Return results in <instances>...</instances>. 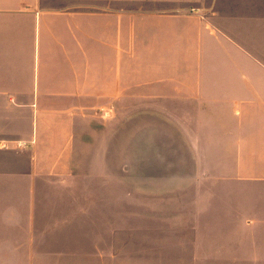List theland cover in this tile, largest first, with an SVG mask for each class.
<instances>
[{"label":"crops","instance_id":"crops-1","mask_svg":"<svg viewBox=\"0 0 264 264\" xmlns=\"http://www.w3.org/2000/svg\"><path fill=\"white\" fill-rule=\"evenodd\" d=\"M119 121L193 186L174 264H264V0H0V264H154L57 256Z\"/></svg>","mask_w":264,"mask_h":264},{"label":"rangeland","instance_id":"rangeland-1","mask_svg":"<svg viewBox=\"0 0 264 264\" xmlns=\"http://www.w3.org/2000/svg\"><path fill=\"white\" fill-rule=\"evenodd\" d=\"M136 135L128 139L127 124L119 121L113 138L115 153L84 157L85 170L77 171L73 179L85 182L86 188L82 193L76 192V203L65 205L68 211L69 206L75 208L73 221L54 225L62 227L75 222L82 234L59 237L55 247L64 251L57 256L71 258L65 251L71 248L69 243H75L73 248L81 251L72 258L94 260L103 246L113 244L119 260L174 264L175 241L185 243L189 238V225L180 220L177 223L176 218L187 212L193 186L190 180L174 179V157L164 155L167 141L141 140ZM176 223L180 227L177 237Z\"/></svg>","mask_w":264,"mask_h":264}]
</instances>
